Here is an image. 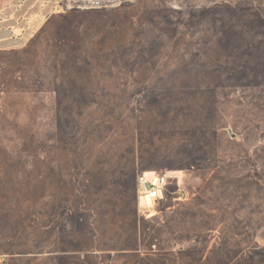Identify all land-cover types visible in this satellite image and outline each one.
<instances>
[{
    "label": "rangeland",
    "instance_id": "rangeland-1",
    "mask_svg": "<svg viewBox=\"0 0 264 264\" xmlns=\"http://www.w3.org/2000/svg\"><path fill=\"white\" fill-rule=\"evenodd\" d=\"M0 264H264V0H0Z\"/></svg>",
    "mask_w": 264,
    "mask_h": 264
},
{
    "label": "built area",
    "instance_id": "built-area-1",
    "mask_svg": "<svg viewBox=\"0 0 264 264\" xmlns=\"http://www.w3.org/2000/svg\"><path fill=\"white\" fill-rule=\"evenodd\" d=\"M140 181V193L145 198L149 199H159L165 195L167 184V177L161 176L157 173L153 174L151 177L142 175L139 179Z\"/></svg>",
    "mask_w": 264,
    "mask_h": 264
}]
</instances>
